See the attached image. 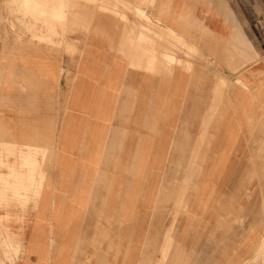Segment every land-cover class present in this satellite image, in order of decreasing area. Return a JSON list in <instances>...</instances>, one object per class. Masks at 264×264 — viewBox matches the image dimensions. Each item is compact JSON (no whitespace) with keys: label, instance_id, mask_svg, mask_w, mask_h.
<instances>
[{"label":"crops","instance_id":"1","mask_svg":"<svg viewBox=\"0 0 264 264\" xmlns=\"http://www.w3.org/2000/svg\"><path fill=\"white\" fill-rule=\"evenodd\" d=\"M142 1L0 0V264H264V0Z\"/></svg>","mask_w":264,"mask_h":264},{"label":"rangeland","instance_id":"2","mask_svg":"<svg viewBox=\"0 0 264 264\" xmlns=\"http://www.w3.org/2000/svg\"><path fill=\"white\" fill-rule=\"evenodd\" d=\"M79 2L87 4V7H97L96 9L102 12L109 13L113 10V14L119 15L122 19H125L127 14L143 19V12L140 9L141 5L144 3L142 0L137 1L135 7L122 1H118L116 6L115 2L111 3L110 0H21L23 7H20L19 5L13 7L14 0H5L6 7L4 20L7 22V25L11 30H14L15 27H17L18 31L46 33L51 31L49 29L50 27L53 28V37H62L63 35L76 30L77 23L74 17L78 15L79 10H83V8L78 7ZM15 15L32 18L34 23L39 26L38 31L35 29H26L19 22L15 26L13 24V17ZM38 41L52 43L53 45L61 43V41L58 42L54 40L39 39Z\"/></svg>","mask_w":264,"mask_h":264}]
</instances>
